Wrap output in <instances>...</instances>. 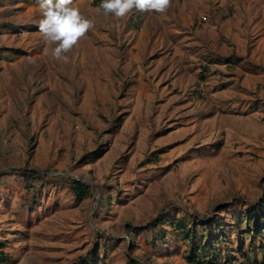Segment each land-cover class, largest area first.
I'll return each instance as SVG.
<instances>
[{
  "label": "rangeland",
  "instance_id": "rangeland-1",
  "mask_svg": "<svg viewBox=\"0 0 264 264\" xmlns=\"http://www.w3.org/2000/svg\"><path fill=\"white\" fill-rule=\"evenodd\" d=\"M38 3L0 0V264H192L174 223L212 218L215 264L264 263V231L229 228L264 193V0H73L93 27L67 63Z\"/></svg>",
  "mask_w": 264,
  "mask_h": 264
},
{
  "label": "clouds",
  "instance_id": "clouds-1",
  "mask_svg": "<svg viewBox=\"0 0 264 264\" xmlns=\"http://www.w3.org/2000/svg\"><path fill=\"white\" fill-rule=\"evenodd\" d=\"M169 6L170 0H101L98 11L122 20L134 9L163 15ZM38 7L42 15L40 36L51 48L53 58L67 63V53L93 27L92 21L82 17L73 0H39Z\"/></svg>",
  "mask_w": 264,
  "mask_h": 264
},
{
  "label": "trees",
  "instance_id": "trees-1",
  "mask_svg": "<svg viewBox=\"0 0 264 264\" xmlns=\"http://www.w3.org/2000/svg\"><path fill=\"white\" fill-rule=\"evenodd\" d=\"M33 175H37V172H33ZM69 189L74 195L77 201H82L89 197L90 188L88 185L82 183L78 180H69ZM243 215L239 217L236 216L237 224H230V230L234 233L238 230L242 224H244L243 234H260L264 231V193L260 199L253 205L248 206ZM161 220H156L155 224L160 223ZM175 228L178 229L184 239L188 241L190 246V251L193 256L188 257V261L192 264H215L217 262V254L215 247L222 244H226L227 240L226 231L223 228L221 221L216 218H212L210 221L203 223V221H198V225L203 227V232L198 234L195 231V227L190 224L185 223L183 220L175 221ZM232 231V232H233ZM212 235L211 242L208 241L209 237ZM203 243V245L201 244ZM226 246V245H225ZM96 254L93 252L87 253L82 259H80L78 264H96ZM7 258L0 255V261H6ZM264 264V263H262Z\"/></svg>",
  "mask_w": 264,
  "mask_h": 264
}]
</instances>
